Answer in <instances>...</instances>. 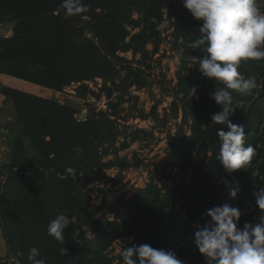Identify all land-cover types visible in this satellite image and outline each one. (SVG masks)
I'll use <instances>...</instances> for the list:
<instances>
[{
  "label": "trees",
  "instance_id": "trees-1",
  "mask_svg": "<svg viewBox=\"0 0 264 264\" xmlns=\"http://www.w3.org/2000/svg\"><path fill=\"white\" fill-rule=\"evenodd\" d=\"M61 3L0 0V25L14 26L10 36L0 33V75L53 93L74 84L76 99L94 94L85 82L98 78L99 95L109 100L117 94L115 103L121 104L133 86L152 87L145 73L165 41L162 27L168 20L173 30L168 46L181 63L175 97L190 135L179 128L169 136L167 155L152 165L147 185L123 201L112 220L102 223L89 209L86 187L104 170L119 168V179L122 171L141 164L119 159L116 153L113 160L104 161L124 135L112 119L113 103L109 101L108 111L91 108L79 120L73 105L1 85L14 108L4 143L9 163L0 164V228L10 254L19 264H30L29 249L36 247L46 264H124L121 251L110 256L114 242L121 239V250L149 244L173 251L183 264H207L196 247L195 233L210 222V209L225 203L239 208L240 229L245 223H259L264 215L254 197L264 186V60L241 62L238 71L254 78L256 87L246 95L232 92L230 117L244 127V146L251 144L257 156L245 169L228 173L217 158V131L228 129L211 120L222 110L211 97L221 85L204 77L190 58L204 54L189 47L203 21L192 17L183 0H83L88 11L71 17ZM260 7L264 11V3ZM129 52L132 60L120 55ZM140 133L145 132H132L134 137ZM76 147L81 151H74ZM69 167L76 170L75 178L66 171ZM237 187L240 191L232 198L230 189ZM59 213L71 221L63 243L47 234L49 222Z\"/></svg>",
  "mask_w": 264,
  "mask_h": 264
},
{
  "label": "clouds",
  "instance_id": "clouds-1",
  "mask_svg": "<svg viewBox=\"0 0 264 264\" xmlns=\"http://www.w3.org/2000/svg\"><path fill=\"white\" fill-rule=\"evenodd\" d=\"M264 0H183V6L196 20H202L200 35L189 47L200 50L202 56L190 57L198 64V69L206 78L220 83L211 93L212 99L222 110L211 117L217 125L226 126L228 131L218 130L220 140L218 159L228 173L245 169L253 161L257 152L245 143L244 127L233 124L232 92L246 95L256 87L254 78H245L239 71L243 61L264 60V11L260 4ZM65 15L86 13L88 7L83 0H62L60 5ZM191 96L197 88H190ZM81 151L79 147L73 149ZM66 171L74 178L76 170L69 167ZM239 188H231L230 196L236 198ZM257 207L264 213V186L254 193ZM210 222L195 233V244L199 253L206 258L207 264H264V215L255 225L245 223L238 227L242 215L237 207L225 203L210 209L207 213ZM70 218L59 213L47 227V234L56 241H65V229ZM22 255V253H17ZM60 249V255H65ZM38 248L29 249L27 260L30 264H46ZM124 264H183L170 250L153 248L141 244L122 248Z\"/></svg>",
  "mask_w": 264,
  "mask_h": 264
},
{
  "label": "rangeland",
  "instance_id": "rangeland-1",
  "mask_svg": "<svg viewBox=\"0 0 264 264\" xmlns=\"http://www.w3.org/2000/svg\"><path fill=\"white\" fill-rule=\"evenodd\" d=\"M1 26H4L3 31H1L2 35L5 29L9 28L13 31L14 28L12 24ZM172 31L170 22L165 20L162 27L165 41L160 45L158 53L153 55L150 60L151 70L145 73L148 77L147 80L152 83V87L137 89L133 86L127 91L124 102L121 104L115 103L117 94L109 100L103 95H99L101 80L98 78L85 82L86 85H92V87L89 85L88 87L94 93L88 94L85 99L75 98L74 89L77 85L74 84L67 87L63 92L52 94L47 92L45 95L34 94L46 99L52 98L60 104L73 105L80 120L86 117L91 108H95L96 111H108L111 107L108 104L109 101L113 103L116 110L113 113L116 118L112 117V119L116 120L117 128L123 131L124 135L118 139L115 149L111 150V154L105 157L104 161L113 160L116 153L119 159H128L130 163L138 160L141 164L138 167H130L122 171L119 179H117L119 168L104 170L94 184L86 187L90 196L89 209L94 212V219H99L102 223L112 220L116 210L123 209L122 202L134 197L139 189H143L147 185L152 165L163 161L167 155L168 137L172 136L179 128L183 129L187 137L190 135L189 125L183 123V109L180 99L175 97L177 72L181 63L179 54L172 51L170 45L168 46V43L172 42ZM151 49V46L148 45L147 50L151 51ZM120 55L132 60L130 52ZM138 58L136 56V59ZM14 88L26 92L22 82L14 84ZM173 104L176 106V110L172 109L175 108ZM154 106H156L155 115L151 112ZM134 130L145 133H140L134 137L132 134ZM125 144L126 147L121 148ZM189 181L190 179L185 180L187 183ZM222 181H224L223 178ZM87 236L92 237L90 233H87ZM122 245L121 239L116 240L110 256L118 255Z\"/></svg>",
  "mask_w": 264,
  "mask_h": 264
},
{
  "label": "crops",
  "instance_id": "crops-1",
  "mask_svg": "<svg viewBox=\"0 0 264 264\" xmlns=\"http://www.w3.org/2000/svg\"><path fill=\"white\" fill-rule=\"evenodd\" d=\"M3 27L0 25V33L3 31ZM17 82H22L17 79H13L8 76L0 75V164L3 163H9V147L4 144L5 138L7 136L5 133H7V127L8 124L13 123L14 121V108L12 104L6 101V98L1 91V85L4 87H14V84ZM23 83V88L26 90V92L30 94H37V95H45L47 92L48 94H52L53 92H50L47 89L40 88L35 85H31L25 82ZM6 136V137H5ZM8 140V138H7ZM1 227V226H0ZM0 264H19L18 261L13 257V255L10 254L6 242L3 238L2 231L0 228Z\"/></svg>",
  "mask_w": 264,
  "mask_h": 264
},
{
  "label": "built area",
  "instance_id": "built-area-1",
  "mask_svg": "<svg viewBox=\"0 0 264 264\" xmlns=\"http://www.w3.org/2000/svg\"><path fill=\"white\" fill-rule=\"evenodd\" d=\"M12 30H10L9 28L5 29V31L3 32V35L6 37V36H10L12 33H11ZM90 87H92V85L88 84ZM105 102V101H103Z\"/></svg>",
  "mask_w": 264,
  "mask_h": 264
},
{
  "label": "water",
  "instance_id": "water-1",
  "mask_svg": "<svg viewBox=\"0 0 264 264\" xmlns=\"http://www.w3.org/2000/svg\"><path fill=\"white\" fill-rule=\"evenodd\" d=\"M80 120V119H79Z\"/></svg>",
  "mask_w": 264,
  "mask_h": 264
}]
</instances>
